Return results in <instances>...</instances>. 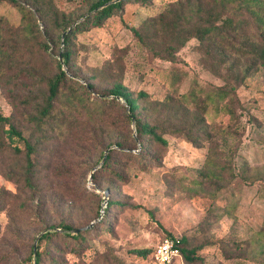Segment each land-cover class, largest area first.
Masks as SVG:
<instances>
[{
	"label": "trees",
	"instance_id": "obj_1",
	"mask_svg": "<svg viewBox=\"0 0 264 264\" xmlns=\"http://www.w3.org/2000/svg\"><path fill=\"white\" fill-rule=\"evenodd\" d=\"M138 1L143 6L150 4V0ZM124 3L125 0H95L90 5L92 13L71 26L66 12L60 11L53 0H0V5H12L19 11L17 22L0 13V88L15 109H24L23 119L29 127L25 137L13 115H5L0 108V154L9 149L12 157L23 159L20 181L33 199L39 192L35 172L39 166L36 159L40 148L67 142L75 149L85 147L90 150L102 143V136L108 130L122 132L126 129L127 132L107 149L103 163L91 173L93 180L96 172H101L126 182L125 172L130 165L141 171L165 169L161 161L168 148L165 133L178 136L204 153L201 165L195 170L194 195L214 198L237 175L235 157L226 153L220 141L237 138L242 133L244 106L237 94L239 86L245 85L247 79L259 76L260 92L264 96V0H176L148 15L140 26H129L124 20L121 15ZM118 14L152 58L173 62L178 49L191 38L196 39L194 49L203 56L204 66L223 84L209 88L195 81L186 93L178 96L184 74L171 71L161 79L166 88L163 95L139 91L134 97L116 80L107 91L108 97L92 95L89 91L92 86L79 83L71 72L75 50L82 43L79 37H92L99 42L97 34ZM60 31L63 49L58 57L61 56L62 62L56 60L54 69L47 50L50 43H54V35ZM108 35L109 40H113ZM109 40L107 42H113ZM123 57L124 53L119 51L113 60L105 58L101 74L117 79L115 70L120 73L121 65L115 67V63L123 62ZM109 96H120L125 105ZM139 99L148 101L150 107L173 108L176 102L175 115L181 112L178 121L181 125L163 127L142 121ZM192 108L197 112L191 114ZM171 114L173 118V111ZM220 115L225 118V123L217 132L211 123ZM132 123L137 138H146L138 147ZM17 140L22 141V147ZM134 147L136 151H132ZM103 156L101 153L100 161ZM4 199L5 193L1 189L0 212ZM105 205L104 214L98 213V222L88 224L89 227L75 228L60 221L45 228L39 234L35 256L32 245L27 264H62L60 254L65 250L77 255L84 253L89 248L90 235L110 231L109 210L121 204L107 200ZM209 214L214 212L210 210ZM74 229L78 231L74 232ZM61 236L64 249L55 243ZM166 238L179 247L186 262H204L195 248L183 245L184 238L176 239L170 235ZM232 245L246 250L256 264H264V224L254 237ZM153 252L151 248L128 250L130 255L141 260L154 261ZM117 261L115 264H123ZM99 262L113 264L108 258H96V263Z\"/></svg>",
	"mask_w": 264,
	"mask_h": 264
},
{
	"label": "rangeland",
	"instance_id": "obj_2",
	"mask_svg": "<svg viewBox=\"0 0 264 264\" xmlns=\"http://www.w3.org/2000/svg\"><path fill=\"white\" fill-rule=\"evenodd\" d=\"M93 1L53 0L60 11L66 12L71 26L92 13L90 5ZM174 1L150 0L148 6H143L138 0H125L121 15L129 26H140L148 15ZM0 13L14 22L19 19V11L12 5H0ZM107 24L105 30L113 40H109L105 30L97 34L99 42L92 37H79L82 43L77 45L73 57L71 72L79 83L92 86L89 88L92 95L108 97L107 91L115 80L126 86L134 97L139 91L163 95L166 88L161 79L171 71L184 74L178 96L186 93L195 81L209 88L223 84L204 66L203 56L194 49L196 39L191 38L180 47L176 60L171 62L152 58L121 22L119 14ZM61 33L54 35V43H50L47 50L54 69L63 49ZM119 51L124 53V60L115 63V67L121 65L120 73L115 70L117 79L103 76L102 62L108 57L113 60ZM260 90L259 76L247 79L246 84L237 89L244 106L242 133L237 138L220 141L226 153L235 157L237 175L214 198L193 193L195 170L202 163L203 151L167 133L163 136L168 148L161 157L165 169L141 171L130 165L125 172L126 182L101 172H96L94 180L91 177L100 166L101 153L114 146L115 139H122L126 129L122 132L106 131L102 143L90 150L85 147L75 149L67 142L64 145L60 142L57 146L45 145L40 148L36 159L39 166L36 167L35 180L39 192L34 199L20 181L23 159L12 157L10 150H5L0 154V190L5 193L0 212V264H27L36 236L60 221L75 228L98 222L97 215L104 214L102 209L107 200L121 204L109 210L110 231L90 235L89 248L80 255L68 250L62 252V264H100L96 263V258L111 259L113 264L116 260L123 264H155L151 259L141 260L130 255L128 250L154 249L168 235L184 238L183 245L195 248L196 253L204 258L202 264H256L246 250L237 249L232 243H243L254 237L264 224V96ZM139 103L142 121L163 127L181 125L178 122L181 112L175 115L176 102L173 108L150 107L144 99H139ZM0 108L5 115H13L27 137L29 127L23 119L24 109H15L1 88ZM193 112L197 111L192 108L191 114ZM224 119L221 115L214 117L213 130L221 131ZM131 129L138 147L146 138H137L133 123ZM17 143L22 147V141L17 140ZM132 151H136L135 147ZM104 190H108L106 197ZM210 210L213 215L209 214ZM55 243L61 249L65 248L62 236ZM174 264L191 263L182 257Z\"/></svg>",
	"mask_w": 264,
	"mask_h": 264
},
{
	"label": "built area",
	"instance_id": "obj_3",
	"mask_svg": "<svg viewBox=\"0 0 264 264\" xmlns=\"http://www.w3.org/2000/svg\"><path fill=\"white\" fill-rule=\"evenodd\" d=\"M153 257L156 264H174L177 259L182 258L179 247L169 238L156 245Z\"/></svg>",
	"mask_w": 264,
	"mask_h": 264
},
{
	"label": "water",
	"instance_id": "obj_4",
	"mask_svg": "<svg viewBox=\"0 0 264 264\" xmlns=\"http://www.w3.org/2000/svg\"><path fill=\"white\" fill-rule=\"evenodd\" d=\"M58 59L62 62V59H61V56L58 57ZM111 97H115L116 99H118L122 104H125V101L120 97V96H111ZM106 153H107V150L104 152V156L102 158V160L100 161V165L103 163L105 157H106ZM105 197L108 195V190H104L103 191ZM93 224V222L90 223V225ZM90 225L86 226V227H89ZM74 232H77L78 229H74L73 230ZM40 235H38L35 239V242H34V248H33V251H34V256L36 254V243H37V240L39 238Z\"/></svg>",
	"mask_w": 264,
	"mask_h": 264
}]
</instances>
